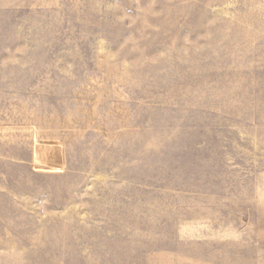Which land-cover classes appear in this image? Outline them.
<instances>
[{"label":"rangeland","instance_id":"rangeland-1","mask_svg":"<svg viewBox=\"0 0 264 264\" xmlns=\"http://www.w3.org/2000/svg\"><path fill=\"white\" fill-rule=\"evenodd\" d=\"M0 264H264V0H0Z\"/></svg>","mask_w":264,"mask_h":264}]
</instances>
